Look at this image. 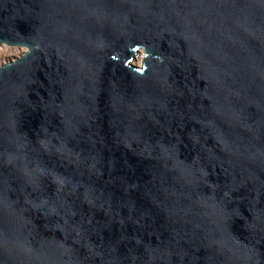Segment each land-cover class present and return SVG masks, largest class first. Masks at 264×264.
<instances>
[{
    "label": "water",
    "instance_id": "95a60500",
    "mask_svg": "<svg viewBox=\"0 0 264 264\" xmlns=\"http://www.w3.org/2000/svg\"><path fill=\"white\" fill-rule=\"evenodd\" d=\"M2 45L0 264H264V0H0Z\"/></svg>",
    "mask_w": 264,
    "mask_h": 264
},
{
    "label": "rangeland",
    "instance_id": "374dc122",
    "mask_svg": "<svg viewBox=\"0 0 264 264\" xmlns=\"http://www.w3.org/2000/svg\"><path fill=\"white\" fill-rule=\"evenodd\" d=\"M25 52V48L7 47L5 45H2L0 47V66L5 62L12 61L15 58L21 57ZM132 64L140 66L141 55L136 56L135 59L132 61Z\"/></svg>",
    "mask_w": 264,
    "mask_h": 264
}]
</instances>
